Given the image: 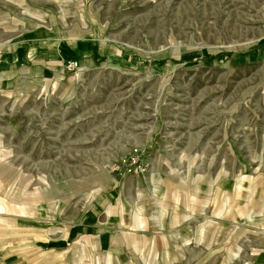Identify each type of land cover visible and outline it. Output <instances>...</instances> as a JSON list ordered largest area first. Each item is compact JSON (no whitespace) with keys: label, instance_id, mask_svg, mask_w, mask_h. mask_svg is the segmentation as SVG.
<instances>
[{"label":"rangeland","instance_id":"rangeland-1","mask_svg":"<svg viewBox=\"0 0 264 264\" xmlns=\"http://www.w3.org/2000/svg\"><path fill=\"white\" fill-rule=\"evenodd\" d=\"M0 264H264V0H0Z\"/></svg>","mask_w":264,"mask_h":264},{"label":"crops","instance_id":"crops-1","mask_svg":"<svg viewBox=\"0 0 264 264\" xmlns=\"http://www.w3.org/2000/svg\"><path fill=\"white\" fill-rule=\"evenodd\" d=\"M61 58L60 55L55 53L32 55L27 50L18 48L9 64L13 66V69L18 66L22 70L21 74H31L34 78L45 80L56 76Z\"/></svg>","mask_w":264,"mask_h":264},{"label":"built area","instance_id":"built-area-1","mask_svg":"<svg viewBox=\"0 0 264 264\" xmlns=\"http://www.w3.org/2000/svg\"><path fill=\"white\" fill-rule=\"evenodd\" d=\"M65 67H66V69H67L68 71H71V70H74V69H75V65H74L73 62H68L67 65H66Z\"/></svg>","mask_w":264,"mask_h":264}]
</instances>
